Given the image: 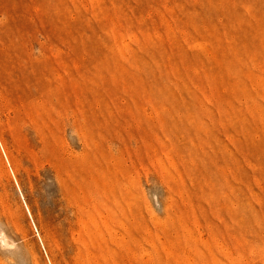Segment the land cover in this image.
<instances>
[{
	"label": "rangeland",
	"instance_id": "obj_1",
	"mask_svg": "<svg viewBox=\"0 0 264 264\" xmlns=\"http://www.w3.org/2000/svg\"><path fill=\"white\" fill-rule=\"evenodd\" d=\"M0 264H264V0H0Z\"/></svg>",
	"mask_w": 264,
	"mask_h": 264
}]
</instances>
